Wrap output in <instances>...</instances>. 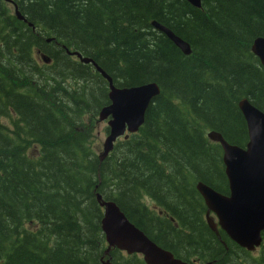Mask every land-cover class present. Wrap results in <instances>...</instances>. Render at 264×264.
Masks as SVG:
<instances>
[{
  "label": "trees",
  "instance_id": "trees-1",
  "mask_svg": "<svg viewBox=\"0 0 264 264\" xmlns=\"http://www.w3.org/2000/svg\"><path fill=\"white\" fill-rule=\"evenodd\" d=\"M152 20L186 40L190 53ZM258 35L264 0H201L198 7L188 0H0V116L11 121L0 120V264H103L98 195L192 264H264V242L252 258L209 226L195 188L201 180L228 192L221 146L206 131L243 146L238 100L247 96L264 111V64L251 51ZM94 62L115 86H160L139 129L105 156L81 129L86 110L99 118L110 102L108 79ZM61 91L71 109L54 112L56 119L34 102ZM32 143L36 157L27 152ZM109 255L113 264H145L137 253L113 248Z\"/></svg>",
  "mask_w": 264,
  "mask_h": 264
},
{
  "label": "water",
  "instance_id": "water-1",
  "mask_svg": "<svg viewBox=\"0 0 264 264\" xmlns=\"http://www.w3.org/2000/svg\"><path fill=\"white\" fill-rule=\"evenodd\" d=\"M188 1L197 7L201 4V0ZM152 24L163 30L183 53H190V44L186 40L156 20H152ZM251 50L264 64V36L258 35L254 38ZM84 60L90 59L84 58ZM96 68L108 79L109 87L110 102L103 105L99 111L100 119L111 114L108 120L110 131L103 143L105 147L108 141L109 146L101 153L105 156L112 148V141L116 136L124 133L126 128L128 131H136L143 123L145 110L152 98L160 92V88L155 81L132 86H115L112 78L102 68L97 64ZM238 107L245 118L248 130L245 146L228 142L217 130L212 129L207 132L208 137L219 141L222 146V161L229 192H219L201 180L196 182V188L207 206L208 224L209 219L212 220L209 226L216 228L214 219L209 214V211L213 210L218 217L220 227L230 238L240 246L254 249L261 242L262 231H264V111L247 97L240 98ZM98 198L100 199L99 195ZM107 224L112 225L110 222ZM112 226L116 229L107 231L106 238L109 243L105 252L114 245L125 249L128 253L141 252L146 264H191L181 257L174 256L171 250L157 244L130 222L123 225L113 222ZM208 263L213 264L211 261ZM103 264L113 263L106 258Z\"/></svg>",
  "mask_w": 264,
  "mask_h": 264
},
{
  "label": "rangeland",
  "instance_id": "rangeland-1",
  "mask_svg": "<svg viewBox=\"0 0 264 264\" xmlns=\"http://www.w3.org/2000/svg\"><path fill=\"white\" fill-rule=\"evenodd\" d=\"M37 58H39V55H37ZM72 85H74L76 87L77 85H80V83L76 84V82L73 81ZM11 116L13 117V114H11ZM0 120L4 121L5 123H8L11 126V121H10L9 117L0 116ZM106 127H107L106 119L100 120L98 118V114H93V112L90 110H86L85 114L82 116V127H81V129H82V132H84L86 134L85 140H86V142L89 143V146L92 149H94V150L96 149L99 153L103 149V141L105 139V136L107 135ZM108 146H109V142L107 141L105 143L104 148H108ZM30 150L34 151L35 157L38 155V147L35 143H32L29 146L27 152ZM144 201L146 202V204L148 206L151 205L150 201H148L147 199H144ZM108 205H109V210H108L107 218L109 220H111V222L113 223L117 220L118 209L116 208V206L112 202H108ZM153 205L154 204H152V207H153ZM209 224L210 225L212 224L211 218L209 219ZM108 226H109V224H107V229H106L108 232L110 230H113L115 227V226L111 227V225H110V227H108ZM260 250H261V248H256L254 251H250L251 257L258 259ZM102 257L105 259V256H102ZM207 264H211V263H207Z\"/></svg>",
  "mask_w": 264,
  "mask_h": 264
},
{
  "label": "bare ground",
  "instance_id": "bare-ground-1",
  "mask_svg": "<svg viewBox=\"0 0 264 264\" xmlns=\"http://www.w3.org/2000/svg\"><path fill=\"white\" fill-rule=\"evenodd\" d=\"M40 21V20H39ZM39 23V22H38ZM39 25L42 27V26H44L43 24H41V23H39ZM59 37V36H58ZM60 39H62V37L60 36L59 37ZM66 97L67 99L66 100H64V98L63 97ZM35 102V104H38V105H41V106H44L45 108L47 107V108H49L50 110H51V113H52V116H53V118H55L56 119V116H55V113L54 112H56V111H59V109H60V111L63 113L64 112V110H69L70 111V109H71V106L69 105L70 104V102H69V99H68V97L63 93V91H61V92H59V93H57V94H55V95H53V96H51V97H49V99L47 100V101H40V100H38V101H34ZM47 102H49V104H50V106H48L46 103ZM70 113V112H69ZM67 116H68V114H67ZM69 126H73L72 124H70ZM109 205L107 204V202L105 203V215H104V218H103V226H104V228L106 229V224H107V222H110L112 225H113V223L111 222V220H109L108 218H107V216H108V210H109ZM111 225V227H113ZM108 227H110V224H109V226ZM114 229H116L115 227H114Z\"/></svg>",
  "mask_w": 264,
  "mask_h": 264
},
{
  "label": "flooded vegetation",
  "instance_id": "flooded-vegetation-1",
  "mask_svg": "<svg viewBox=\"0 0 264 264\" xmlns=\"http://www.w3.org/2000/svg\"><path fill=\"white\" fill-rule=\"evenodd\" d=\"M200 195V194H199ZM200 200H201V204L203 205L204 204V200H203V198H202V196L200 195ZM205 205V204H204ZM205 209H206V206H205ZM205 211V210H204ZM165 213V212H164ZM169 219H170V221H171V223H172V225L173 226H180V222L178 221V219L171 213V212H167V215H166ZM203 216H205V212H203ZM173 242V244L177 247V249H180L183 245L181 244L182 243V241H172ZM172 249V248H171ZM174 252H175V250L174 249H172ZM111 260H112V256H108ZM190 260L191 261H193V263H196V262H198V260L199 259H196V258H194L193 256H192V258H190ZM209 261H212V260H209ZM212 262H214V261H212ZM215 264V263H214Z\"/></svg>",
  "mask_w": 264,
  "mask_h": 264
}]
</instances>
